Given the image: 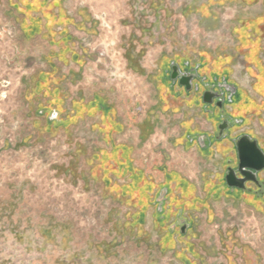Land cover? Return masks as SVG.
<instances>
[{
	"label": "crops",
	"instance_id": "crops-1",
	"mask_svg": "<svg viewBox=\"0 0 264 264\" xmlns=\"http://www.w3.org/2000/svg\"><path fill=\"white\" fill-rule=\"evenodd\" d=\"M174 1L149 0L150 11L127 13L132 27L120 34L134 82L155 89L138 115L136 100L93 77L89 44L98 20L92 7L77 0H0L20 50L34 58L23 74L27 112L34 130L51 141L54 174L117 205V225L147 255L170 254L173 264H264V170L251 190L225 181L228 167L238 164L239 137L264 153V0L179 3L202 31L225 21L235 40L231 55L214 60L202 51L198 73L189 70V90L173 79L174 67L182 72L162 47L151 54L155 19L178 9ZM221 82L232 87L231 100L220 110L205 106L203 85ZM122 238L107 242L121 247L128 237Z\"/></svg>",
	"mask_w": 264,
	"mask_h": 264
},
{
	"label": "rangeland",
	"instance_id": "rangeland-1",
	"mask_svg": "<svg viewBox=\"0 0 264 264\" xmlns=\"http://www.w3.org/2000/svg\"><path fill=\"white\" fill-rule=\"evenodd\" d=\"M185 1L175 0L179 8L166 19L159 11L150 48L154 56L162 47L188 75L191 67L197 72L202 51L216 60L233 53L235 40L225 21L219 29L202 31L195 19L185 18L180 11ZM148 2L77 0L78 5L92 7L98 20L89 44L95 57H87L93 60L88 62L94 64L93 77L107 78L114 94L136 100L138 115L153 102L155 89L144 80L134 82V69L126 65L128 54L123 51L125 37L120 34L132 27L127 13L150 11ZM140 20L135 23L141 25ZM10 24L0 2V264H173L170 254L147 255L145 247L117 225L119 213L113 211L117 205L110 208L112 203L103 197L73 188L54 174L51 141L34 130L23 94V74L32 68L34 58L32 52L20 50L22 43ZM143 59L148 61L145 52ZM95 84L103 87L101 82ZM120 236L128 237L121 247L107 242Z\"/></svg>",
	"mask_w": 264,
	"mask_h": 264
},
{
	"label": "water",
	"instance_id": "water-1",
	"mask_svg": "<svg viewBox=\"0 0 264 264\" xmlns=\"http://www.w3.org/2000/svg\"><path fill=\"white\" fill-rule=\"evenodd\" d=\"M172 77L178 78L179 85L190 89L192 76L179 74L174 67ZM235 149L237 168L227 170L225 181L229 187L244 189L246 182L255 183L257 173L264 170V153L259 149L257 142L247 136H241L236 140Z\"/></svg>",
	"mask_w": 264,
	"mask_h": 264
},
{
	"label": "flooded vegetation",
	"instance_id": "flooded-vegetation-1",
	"mask_svg": "<svg viewBox=\"0 0 264 264\" xmlns=\"http://www.w3.org/2000/svg\"><path fill=\"white\" fill-rule=\"evenodd\" d=\"M177 72L179 74H182L179 71H177ZM189 75H190V73L187 76H189ZM203 87L204 88H202V94H201L202 102L205 104V106L212 107L214 109H219V110L222 107V103L224 101H227L229 98V95H231L230 93L233 92L232 87H230V86H228L222 82L217 83L213 86L212 85L207 86L204 84ZM219 127H221V129H219V130H221L220 136H222L223 131L224 130L226 131L227 127H226V125H223V124H221ZM236 168H237V164H236V166L228 167V169H236ZM238 177L240 178V175H238ZM248 184H250V190L252 189V187H255L256 185L260 186V182L257 179H256L255 183L254 182H246L245 183V185H248Z\"/></svg>",
	"mask_w": 264,
	"mask_h": 264
}]
</instances>
